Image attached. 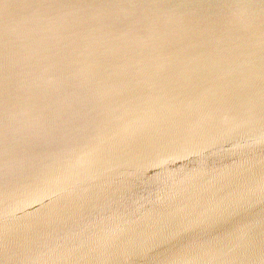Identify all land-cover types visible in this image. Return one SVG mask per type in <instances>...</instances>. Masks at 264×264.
Segmentation results:
<instances>
[{"label":"water","instance_id":"1","mask_svg":"<svg viewBox=\"0 0 264 264\" xmlns=\"http://www.w3.org/2000/svg\"><path fill=\"white\" fill-rule=\"evenodd\" d=\"M237 1L0 0V264H264V0Z\"/></svg>","mask_w":264,"mask_h":264},{"label":"rangeland","instance_id":"2","mask_svg":"<svg viewBox=\"0 0 264 264\" xmlns=\"http://www.w3.org/2000/svg\"><path fill=\"white\" fill-rule=\"evenodd\" d=\"M148 2V7H150V6H152V5H157V4H159V3H161L162 1H167V0H151V1H149V0H139V4H140V6L141 5H144V4H146L147 2ZM151 3V4H150ZM249 5H248V3H246V4H244V3H242L241 1H237L236 3H234V4H231V5H229L227 8H228V10L226 11L225 9H224V7L222 6V10L223 11H225V13H227L228 15H229V17H231L232 16V18L233 19H236V20H238L239 22L241 21L243 24H242V26L244 27H246L247 25H249L248 24V21H249V18H250V9H249V7H248ZM174 10H175V13H174V18H175V20H176V18H180V17H182V13H180L179 11H178V9H175L174 8ZM177 11V12H176ZM222 11V12H223ZM224 13V14H225ZM220 14V13H219ZM220 15H222V14H220ZM226 15V14H225ZM157 17H159L158 15H157ZM160 17L162 18V14H160ZM158 20H161V19H158ZM181 22V21H180ZM165 24L166 25H168V24H170V21L168 20V21H166L165 22ZM172 25H173V23H172ZM179 28V27H178ZM167 31V26L165 27V28H163V31ZM192 32H193V25L192 26H189V27H187V28H184L183 30H181L180 28H179V34L181 35V36H183V38L184 37H186L187 35H189V34H192ZM226 32V31H225ZM223 33V32H222ZM221 32H220V34H217V36H219V37H224L225 35H227V34H232V35H235V34H238V32L236 31V30H234V29H230V30H228L227 29V32H226V34H222Z\"/></svg>","mask_w":264,"mask_h":264},{"label":"bare ground","instance_id":"3","mask_svg":"<svg viewBox=\"0 0 264 264\" xmlns=\"http://www.w3.org/2000/svg\"><path fill=\"white\" fill-rule=\"evenodd\" d=\"M151 1V0H149ZM147 2V1H146ZM163 2V1H162ZM167 2V1H165ZM148 4V2L146 3ZM151 4V3H150ZM2 3H0V14L2 13V7H1ZM145 5V4H144ZM149 5V4H148ZM181 8H185V7H181ZM177 12V11H176ZM212 14H214L212 12ZM216 16V15H215ZM173 26V25H172ZM53 38L50 37L49 41H51ZM49 43H55L54 41L53 42H49ZM13 49V48H12ZM14 50V49H13ZM39 52V53H38ZM34 57H33V60H34V64L37 63L40 64L41 63V57L48 63V57H47V54H43V53H40L39 49L37 51L34 52ZM36 56H39L36 58ZM36 58V59H35ZM70 62H73L74 61V57H70L69 59ZM11 70V67L10 65L4 61V57L2 56V54L0 53V79L1 80H8L9 78V71ZM12 71H13V68H12ZM19 84V83H17ZM7 94H3V92H0V110L2 111H6L8 109V105H6L5 103H3L1 100L3 99H6V100H9L10 101V98L9 96H6ZM0 129H5V128H8L6 127V125L3 124V122L0 123Z\"/></svg>","mask_w":264,"mask_h":264}]
</instances>
